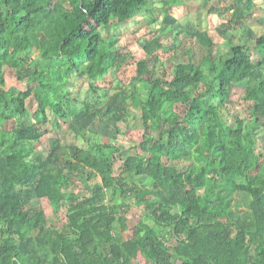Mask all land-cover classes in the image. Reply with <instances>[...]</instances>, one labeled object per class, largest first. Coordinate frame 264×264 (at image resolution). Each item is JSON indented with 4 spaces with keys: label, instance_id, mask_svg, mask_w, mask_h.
Instances as JSON below:
<instances>
[{
    "label": "trees",
    "instance_id": "1",
    "mask_svg": "<svg viewBox=\"0 0 264 264\" xmlns=\"http://www.w3.org/2000/svg\"><path fill=\"white\" fill-rule=\"evenodd\" d=\"M176 4L0 0V264H138L140 257L145 264H264V155L257 153L264 34L246 25L253 0L226 8L224 0H207L206 8L227 21L216 29L222 38L246 32L262 56L258 63L245 46H220L188 23L174 40L171 65L158 55L166 49L160 36L142 37L145 59L126 84L119 73L133 55L100 31L142 15L154 33ZM32 50L36 58L23 57ZM6 66L27 91L4 88ZM108 76L114 93L102 105L93 96ZM78 81L88 86L86 98ZM239 88L244 113L235 114ZM50 113L67 120V129H58L44 156L37 145L49 133ZM111 120L140 123L144 155L125 159L118 141L99 135L98 124ZM78 176L86 181L83 195ZM131 177L142 180L123 182ZM129 197L144 216L126 238L121 212ZM40 201L56 216L66 207L65 225L51 226Z\"/></svg>",
    "mask_w": 264,
    "mask_h": 264
},
{
    "label": "rangeland",
    "instance_id": "2",
    "mask_svg": "<svg viewBox=\"0 0 264 264\" xmlns=\"http://www.w3.org/2000/svg\"><path fill=\"white\" fill-rule=\"evenodd\" d=\"M153 4H159L164 0H149ZM177 4L173 8L170 13V19L167 24H162L161 16L159 17V23L152 27V31L154 33L148 32L147 18L142 15H137L131 21H126L123 23H113L111 27L108 29L100 28V31L103 34L105 40L109 43L117 41L115 44V48L121 54H132L134 60L129 63V66H126L119 73L120 79L129 84L131 80L137 74V63L143 59H145V53L139 47V40L145 35L148 38H153L155 35L160 36L161 40L166 47V49L160 51L158 55L163 59V61L168 62L173 58L176 54V51L172 48L174 45V40L179 35L180 29L182 26H185L188 23H192L198 30L204 32L209 31L212 33L216 42L220 46H224V43H230L233 45H243L248 48L253 55V61L258 63L262 60V56L259 51L255 49V43L252 42L245 31H232L230 32L226 39L222 38L216 33V29L221 27L227 21L223 18H220L216 14L209 13L206 8L207 0H174ZM254 8L250 15V17L246 20L247 27L251 28L257 36H261L264 34V0H253ZM232 4V0H224V4L222 7L226 8ZM183 36V35H181ZM182 38V37H181ZM183 39V38H182ZM25 58H36L37 52L32 50L27 55H23ZM167 68H169L167 66ZM166 69L161 68L159 70V74L162 79H169L168 74H164ZM4 88L8 91L16 88L20 91L28 90V83L20 82L17 79V70L9 68V66L5 67L4 72V82L2 83ZM77 88L81 92V97L86 98V94H88V86H81V82H77ZM113 79L108 76L105 81L98 83V90L94 94L93 98L104 105L108 99L113 95ZM244 88L235 89L232 95V103H233V113H244ZM36 103L31 101L29 110L32 114L36 111ZM67 120H61L55 118L50 113V122L46 126V129L49 131L47 135H45L43 141L37 145V147L41 150L42 155L47 156L49 152V140L56 136L58 129L62 128L63 130L67 129L66 125ZM99 135L102 137H106L108 139L116 140L122 146L123 157L129 158L131 156H137L138 154H143V151L140 149V145L143 142L144 131L139 122L131 121L128 124H124L122 122L109 121L105 124H98ZM79 145L83 148H87V145L79 140ZM196 152L200 154H204L206 151L204 148L199 147ZM257 153L259 155H264V133L259 132L258 135V147ZM120 164L118 165L119 168ZM117 176L120 179H125L127 176H122L120 171L117 172ZM141 178H130L126 179L123 182L137 184L141 182ZM129 181V182H128ZM75 185L78 183V191L80 195L84 193L80 191V188L86 185V181L84 178L78 176L74 178ZM238 184H245V181L241 178H237ZM72 189H74V186ZM71 189V190H72ZM38 202V201H37ZM39 205L44 206L47 212L48 220L51 226L61 227L66 223V207L61 210L58 216L54 215L52 208L48 205L46 201H40ZM122 215H125L127 218L128 231L125 233V237L133 235L134 229L137 224L143 219L144 211L141 205H135V201L133 198L129 197L127 200V204L124 205V209L121 212ZM55 226V227H56ZM176 244L175 240L171 241V246ZM145 259L140 257L138 260V264H145Z\"/></svg>",
    "mask_w": 264,
    "mask_h": 264
}]
</instances>
